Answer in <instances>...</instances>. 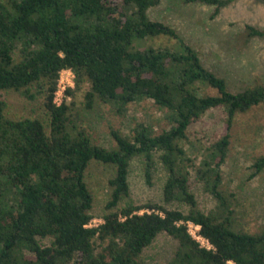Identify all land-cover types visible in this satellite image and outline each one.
<instances>
[{
  "label": "trees",
  "instance_id": "trees-1",
  "mask_svg": "<svg viewBox=\"0 0 264 264\" xmlns=\"http://www.w3.org/2000/svg\"><path fill=\"white\" fill-rule=\"evenodd\" d=\"M181 1L213 5L217 14L232 0ZM161 2L0 0V92L40 100L49 119L10 118L0 97V264H151L148 252L162 236L175 243L163 264H264V228H240L234 194L222 187L233 120L264 107V84L230 91L177 31L150 19ZM159 37L176 43L156 48L152 41ZM256 38L264 39V30L250 25L239 36L244 44ZM65 70L74 81L66 96L88 84L86 109L102 102L124 115L130 105L151 101L164 110L168 128L155 133L139 125L130 137L111 130L113 148L94 144L77 128L71 106L55 102ZM216 109L226 113L225 133L196 165L181 142L190 125ZM135 158L144 162L148 184L155 163L166 172L162 204L130 201ZM92 161L112 169L97 226H89L93 195L85 182ZM251 170V178L264 174V155ZM191 172L213 208L199 207ZM174 203L182 208L167 207ZM189 224L210 248L193 238Z\"/></svg>",
  "mask_w": 264,
  "mask_h": 264
},
{
  "label": "rangeland",
  "instance_id": "rangeland-1",
  "mask_svg": "<svg viewBox=\"0 0 264 264\" xmlns=\"http://www.w3.org/2000/svg\"><path fill=\"white\" fill-rule=\"evenodd\" d=\"M215 6L205 4H184L181 0H162L150 9L151 20L160 21L175 31L184 42L190 44L199 55L203 65L224 78L230 91L236 92L255 83L264 84V39H252L244 44L239 36L246 25L264 30V4L254 0H232L214 14ZM174 39L159 37L152 41L156 48L171 46ZM74 88L73 75L62 71L58 80V102L63 100L71 106V114L77 128L90 136L93 143L108 149L115 146L110 131L130 137L139 125L150 126L155 133L168 128L164 110L151 101L130 105L124 115H117L111 106L96 102L91 110L85 107V92L88 84L83 83L73 95H65L66 89ZM208 93L215 91L207 89ZM8 103L10 118L35 117L48 124V114L40 100L30 102L13 92H0ZM226 113L222 109L208 111L201 119L188 128L186 138L181 142L188 158L198 164L205 148L225 133ZM227 158L222 166V187L234 194L236 219L240 228L257 232L264 228V174L251 178L253 161L264 155V107H256L246 114H237L233 120ZM112 169L92 161L85 171V182L93 195L89 226L102 223L105 204L110 195L107 185ZM166 172L161 164L155 163L151 184L147 183L144 162L132 160L129 167L128 183L130 201L135 205L147 203L162 204V188ZM191 189L199 207L209 210L215 201L203 192L191 172ZM122 207V203L119 208ZM168 208H182L178 204ZM199 227L189 224V232L203 247L209 244L199 236ZM175 246L173 240L162 236L148 252L151 264H163Z\"/></svg>",
  "mask_w": 264,
  "mask_h": 264
},
{
  "label": "built area",
  "instance_id": "built-area-1",
  "mask_svg": "<svg viewBox=\"0 0 264 264\" xmlns=\"http://www.w3.org/2000/svg\"><path fill=\"white\" fill-rule=\"evenodd\" d=\"M70 72V71H69ZM71 73V72H70ZM57 96H58V93H56V95H55V102L57 103V104H60L59 102H58V99H57ZM203 239V238H202ZM207 242V241H206ZM210 246V245H209Z\"/></svg>",
  "mask_w": 264,
  "mask_h": 264
}]
</instances>
